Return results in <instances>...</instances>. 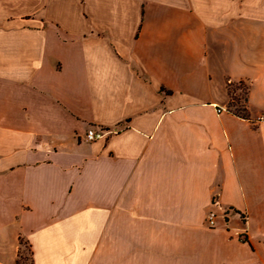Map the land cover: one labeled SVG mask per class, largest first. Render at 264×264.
Returning <instances> with one entry per match:
<instances>
[{"label":"crops","instance_id":"crops-1","mask_svg":"<svg viewBox=\"0 0 264 264\" xmlns=\"http://www.w3.org/2000/svg\"><path fill=\"white\" fill-rule=\"evenodd\" d=\"M20 237L35 264H264V0H0V264Z\"/></svg>","mask_w":264,"mask_h":264},{"label":"trees","instance_id":"trees-1","mask_svg":"<svg viewBox=\"0 0 264 264\" xmlns=\"http://www.w3.org/2000/svg\"><path fill=\"white\" fill-rule=\"evenodd\" d=\"M238 85L244 88V98L243 99L245 101V106L242 108L233 109V107H235V103L240 102V99L236 95V92L239 89H241L239 88L240 86ZM228 92L231 98L230 105H229L231 112L240 118L250 120L249 112L247 109L248 95H249L248 86L245 85L243 82L235 83V82L228 81ZM235 212L241 214L238 211H235ZM241 217L244 221L245 220L244 214H241ZM20 245L21 247L18 252L17 264H35L33 260V252H32L31 244L28 241H26L23 237H20ZM24 247H26V249L29 250L31 258H27L25 250L23 249Z\"/></svg>","mask_w":264,"mask_h":264},{"label":"built area","instance_id":"built-area-1","mask_svg":"<svg viewBox=\"0 0 264 264\" xmlns=\"http://www.w3.org/2000/svg\"><path fill=\"white\" fill-rule=\"evenodd\" d=\"M221 111L222 110H219V112H221ZM103 137H104V134L102 132L95 130V129L89 130L88 133L86 134V138L90 142H94V141L99 140ZM208 222H209V225L211 227L215 226V214L214 213L210 214V216L208 218Z\"/></svg>","mask_w":264,"mask_h":264},{"label":"rangeland","instance_id":"rangeland-1","mask_svg":"<svg viewBox=\"0 0 264 264\" xmlns=\"http://www.w3.org/2000/svg\"><path fill=\"white\" fill-rule=\"evenodd\" d=\"M238 86H240V85H238ZM239 88H241V89H239L236 92V95L240 99V102L239 103H235V107H233V109L242 108V107L245 106V101L243 99L244 98V88L241 87V86ZM209 216H210V214H209ZM209 216H208V218H209ZM23 249L25 250V253H26L27 258H31L29 250H27L26 247H24Z\"/></svg>","mask_w":264,"mask_h":264}]
</instances>
